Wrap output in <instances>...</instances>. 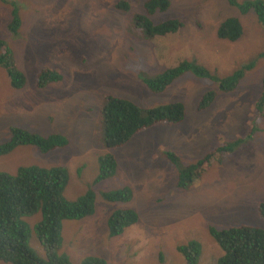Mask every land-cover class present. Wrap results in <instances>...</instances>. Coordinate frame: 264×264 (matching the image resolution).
Returning <instances> with one entry per match:
<instances>
[{"label":"rangeland","instance_id":"374dc122","mask_svg":"<svg viewBox=\"0 0 264 264\" xmlns=\"http://www.w3.org/2000/svg\"><path fill=\"white\" fill-rule=\"evenodd\" d=\"M9 1L15 2L21 20L17 34L6 29ZM121 1L128 5L124 10L117 8ZM142 2L0 0V38L24 76V85L12 88L0 67V143L8 139L10 127L42 136L59 133L67 141L45 153L33 145L16 146L0 155V171L13 174L19 166H62L68 174L64 197L74 199L88 187L94 192L91 215L61 221L59 252L70 264H79L84 256H100L109 264H183L175 246L189 239L201 246L200 264H215L221 251L207 226L251 224L264 231V220L255 211L256 203L264 201V113L253 119L263 71L259 54L264 50V30L251 11L240 14L226 0H170L166 10L149 19L158 23L177 18L181 28L144 37L132 21ZM225 17H236L241 25L234 41L216 37V27ZM182 59H192L218 76L250 60L253 66L231 91L218 93L198 111L197 98L214 88L212 80L185 73L161 93H150L135 73L152 75ZM44 67L57 71L60 79L37 87L36 74ZM103 93L143 107L178 100L184 116L177 125L148 127L132 137L137 143L129 141L112 150L113 175L93 185L96 158L110 151L102 146ZM249 129H253L249 141L212 161L210 169L185 190L174 187L175 170L159 157L160 150L167 149L162 147L176 148L182 162H193L208 146L240 137ZM122 186L131 189L127 202H108L100 196ZM125 207L136 212V222L110 235L109 215ZM39 218L36 212L24 221L29 248L44 258L32 228Z\"/></svg>","mask_w":264,"mask_h":264},{"label":"trees","instance_id":"16d2710c","mask_svg":"<svg viewBox=\"0 0 264 264\" xmlns=\"http://www.w3.org/2000/svg\"><path fill=\"white\" fill-rule=\"evenodd\" d=\"M4 2L5 0H1ZM240 14L251 11L261 29L264 30V0H226ZM10 18L6 29L17 34L21 20L15 2L9 1ZM170 0H145L142 2L143 13L132 17L142 36H162L181 28L182 22L177 18H169L158 23L149 19L154 12H162L169 6ZM127 4L121 1L117 8L124 10ZM216 37L222 40L234 41L241 34V25L236 17H225L216 27ZM263 71L259 80V91L254 102L253 119L264 113V50L260 52ZM253 66L252 60L240 63L234 70L224 76L216 75L205 66L194 60L182 59L172 66L166 67L155 74L148 75L141 70L135 73L141 85L150 93H161L173 80L185 73L194 77L207 78L214 82V88L203 91L195 103V108L202 111L207 108L218 93L230 91L237 84L243 73ZM0 67L6 70L9 85L18 89L24 85V76L13 64L11 52L6 41L0 38ZM129 68V67H128ZM60 74L48 67L40 69L36 74L34 84L37 87L55 82ZM183 104L178 100H169L149 107L139 106L132 101L103 93L99 108L100 124L102 123V146L110 150L96 158V173L90 184L113 175L115 171V156L112 150L121 148L129 141L138 142L139 132L158 125H177L184 116ZM253 129L244 135L230 140H221L213 146H208L193 162L184 163L177 155L176 148L162 147L159 157L168 161L174 168V187L185 190L197 178H201L211 166L212 161H218L222 156L237 149L250 140ZM66 138L59 133L42 136L19 127H10L9 137L0 143V155L9 153L19 145H33L39 152L45 153L64 146ZM68 180V174L62 166L49 168L36 165L19 166L13 174L0 171V261L10 264H70L68 257L60 253L61 221L79 220L93 212L94 192L88 187L74 199H67L63 190ZM88 186V184H87ZM129 186L115 190L102 191L100 196L108 202H127L131 198ZM255 211L264 220V201L255 205ZM39 213V220L33 224V232L40 245L44 258H39L27 244L29 229L24 218ZM137 220L136 212L128 207L112 212L106 225L110 235H118ZM208 235L216 243L221 254L215 264H264V231L254 225L239 224L224 228L207 226ZM175 250L183 259V264H200L201 246L199 242L189 239L177 244ZM79 264H109L100 256H84Z\"/></svg>","mask_w":264,"mask_h":264},{"label":"clouds","instance_id":"9594fccd","mask_svg":"<svg viewBox=\"0 0 264 264\" xmlns=\"http://www.w3.org/2000/svg\"><path fill=\"white\" fill-rule=\"evenodd\" d=\"M143 1H145V0H143ZM136 13H143V10H142V3H141V11H139V12H136ZM134 24V23H133ZM135 25V24H134ZM136 26V25H135ZM227 41V40H226ZM231 91V90H230ZM225 92H229V91H222V93H225Z\"/></svg>","mask_w":264,"mask_h":264}]
</instances>
